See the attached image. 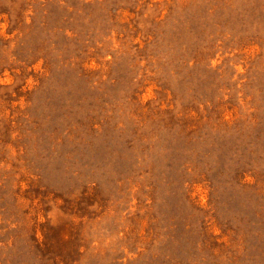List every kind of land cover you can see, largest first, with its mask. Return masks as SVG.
Instances as JSON below:
<instances>
[{
    "label": "rangeland",
    "instance_id": "rangeland-1",
    "mask_svg": "<svg viewBox=\"0 0 264 264\" xmlns=\"http://www.w3.org/2000/svg\"><path fill=\"white\" fill-rule=\"evenodd\" d=\"M0 264H264V0H0Z\"/></svg>",
    "mask_w": 264,
    "mask_h": 264
}]
</instances>
